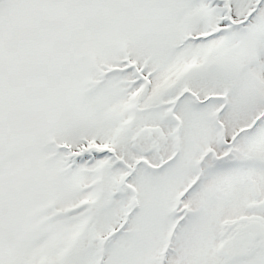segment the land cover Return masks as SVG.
<instances>
[{
    "label": "snow or ice",
    "instance_id": "obj_1",
    "mask_svg": "<svg viewBox=\"0 0 264 264\" xmlns=\"http://www.w3.org/2000/svg\"><path fill=\"white\" fill-rule=\"evenodd\" d=\"M0 264H264V0H0Z\"/></svg>",
    "mask_w": 264,
    "mask_h": 264
}]
</instances>
